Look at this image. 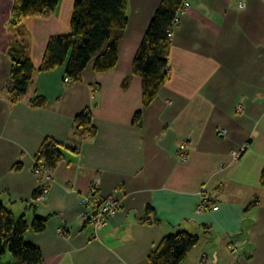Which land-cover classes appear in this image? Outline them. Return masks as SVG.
I'll list each match as a JSON object with an SVG mask.
<instances>
[{
    "label": "crops",
    "instance_id": "0c3cea01",
    "mask_svg": "<svg viewBox=\"0 0 264 264\" xmlns=\"http://www.w3.org/2000/svg\"><path fill=\"white\" fill-rule=\"evenodd\" d=\"M14 1L0 0V201L25 216V239L42 264H150L151 251L179 229L199 237L181 264H264V0L244 8L240 0H189L171 36L169 76L148 106L132 67L163 0H127L117 64L96 71L93 59L70 83L64 66L38 67L48 39L71 31L76 0L19 24ZM21 45L37 69L12 102L11 51ZM38 96L44 104L33 103ZM86 107L96 127L90 137L75 124ZM48 138L64 157L49 197L31 206ZM96 183L120 199L98 236L80 205ZM203 195L218 209L199 211ZM35 216L47 218L43 231L31 227Z\"/></svg>",
    "mask_w": 264,
    "mask_h": 264
},
{
    "label": "trees",
    "instance_id": "16d2710c",
    "mask_svg": "<svg viewBox=\"0 0 264 264\" xmlns=\"http://www.w3.org/2000/svg\"><path fill=\"white\" fill-rule=\"evenodd\" d=\"M60 0H15L12 8L14 24L29 16L48 14L56 9ZM186 0H163L156 10L147 31L136 51L132 71L143 81V104L148 106L167 80L171 50V28L182 4ZM127 0H76L71 18V31L51 36L46 44L38 69L51 71L64 66L66 76L79 81L83 70L94 61L96 71L113 68L118 62L119 41L128 23ZM37 69L27 56L24 45L11 51V69L6 90L12 102L27 93ZM33 103L41 105L45 98L38 96ZM141 115L138 111L135 120ZM93 114L86 107L75 116L76 128L83 137L95 135ZM79 145L73 149L77 150ZM64 147L48 138L37 156L38 162L53 169L64 157ZM264 183V173L262 176ZM40 192L37 188L34 197ZM33 203L31 206H36ZM47 218L35 216L31 227L43 231ZM29 224L24 215L17 217L0 201V262L9 252L15 262L7 264H42L41 250L27 242L25 233ZM198 235L179 229L166 235L156 249L149 254L150 264H181L189 251L197 244Z\"/></svg>",
    "mask_w": 264,
    "mask_h": 264
},
{
    "label": "built area",
    "instance_id": "2783aa9c",
    "mask_svg": "<svg viewBox=\"0 0 264 264\" xmlns=\"http://www.w3.org/2000/svg\"><path fill=\"white\" fill-rule=\"evenodd\" d=\"M191 3L189 0L184 1L180 10L177 13L176 18L173 21V27L171 28V36L179 23V15L184 13ZM239 7L244 8L246 5V0L239 1ZM73 79L69 76L65 77V82L70 83ZM221 133L224 131L221 130ZM245 150V147L235 152V155H240L242 151ZM182 158L185 159L186 155H182ZM34 172L36 175L41 177V182L39 183L38 188L40 192L33 198L32 202L35 204H40L45 201L51 192V181H52V169L49 168L43 161L37 163ZM99 183L94 184L91 187L90 192L80 200V205L83 207L82 221L85 224H90L93 226L96 236L101 229H103L109 219L114 216L120 208V199L117 193H112L110 195H102L98 192ZM214 210L218 209V206H211L210 201L206 195H203L199 208V211H204L208 208Z\"/></svg>",
    "mask_w": 264,
    "mask_h": 264
},
{
    "label": "rangeland",
    "instance_id": "374dc122",
    "mask_svg": "<svg viewBox=\"0 0 264 264\" xmlns=\"http://www.w3.org/2000/svg\"><path fill=\"white\" fill-rule=\"evenodd\" d=\"M14 260V257L11 255V253L7 252L3 258L0 264H7L9 261Z\"/></svg>",
    "mask_w": 264,
    "mask_h": 264
}]
</instances>
